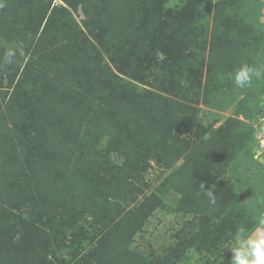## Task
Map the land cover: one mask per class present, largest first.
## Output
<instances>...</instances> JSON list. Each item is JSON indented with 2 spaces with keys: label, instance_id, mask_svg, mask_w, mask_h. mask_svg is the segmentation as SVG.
Instances as JSON below:
<instances>
[{
  "label": "trees",
  "instance_id": "obj_1",
  "mask_svg": "<svg viewBox=\"0 0 264 264\" xmlns=\"http://www.w3.org/2000/svg\"><path fill=\"white\" fill-rule=\"evenodd\" d=\"M89 1L100 0H84L85 25L92 26V34L93 26L101 35L104 31L103 50L111 66L103 56L95 60L92 47L83 42L64 66L44 63L23 108L16 104L23 82L34 76L32 64H25L13 92L2 89L0 81V264H179L181 258L192 257V250L202 256L201 264H225V256L208 236L223 230L219 232L224 241L240 224L252 230L264 213V161L256 138L264 136V125L258 122L264 118V107L258 106L264 102V79L244 88H258L257 94L251 91L244 97L229 76L248 61L264 65V33L258 19L264 3L207 0L210 45L190 36L180 40L184 46L177 65L154 62L155 74L151 78L146 72L142 81L156 92L122 77H142L139 69L150 40L144 33L150 26L137 23L138 28H129L126 23L142 15L138 1L144 0H111L103 11L91 9ZM2 3L14 11L21 7L20 0ZM159 7L148 13L165 10ZM92 18H97L96 24ZM1 24L0 38H6L0 43V73L7 70L2 61L12 42ZM74 40L80 44L76 36ZM126 40L134 49L128 66L120 70L118 59L128 54L127 47L121 49ZM16 59L11 64L15 71L20 66ZM93 65L98 66L89 74L95 90L81 93L73 70L86 73ZM202 72L206 105L222 110L234 104V116L208 128L189 104L199 96L196 78ZM221 81L232 87L230 105L224 103L225 95L216 96ZM87 105L92 107L85 110ZM240 113L243 119L237 118ZM96 138L115 142L117 154L124 157L114 179L81 175L91 167L101 172L108 161L109 144L88 146ZM150 159L163 169L155 188L147 192L143 172ZM19 175L26 183L20 184ZM205 190L214 193L215 204ZM169 192L174 199L165 203ZM154 209L172 212L170 241L158 249L136 246L134 237ZM231 212L239 215L238 222Z\"/></svg>",
  "mask_w": 264,
  "mask_h": 264
},
{
  "label": "rangeland",
  "instance_id": "obj_2",
  "mask_svg": "<svg viewBox=\"0 0 264 264\" xmlns=\"http://www.w3.org/2000/svg\"><path fill=\"white\" fill-rule=\"evenodd\" d=\"M206 1L207 0H144L141 3L138 1V9L142 15L136 21L128 22L126 25H128L129 28H132L133 25L135 28H138V25H135L137 23H139L140 27L145 25L148 27L150 26L149 30H146L147 32L144 33L147 35V38H150V40L148 39V42L146 41V44L149 47L143 54L144 56H142L143 64L140 65L139 69V74H141L142 77L138 80V78L121 74L122 77L126 78L142 89L149 88V90L157 92L159 90L152 88L151 85H147V82L145 83L142 81L144 79L143 75H145L146 72H149L148 75L151 74V78L155 74L156 69L154 67V62L160 63L165 61L170 63L169 66H171V64L177 65V59L180 55H182V48L184 46L180 40L188 39L190 36L198 37L200 40H204L207 46L210 45V30L212 25L211 19L207 18L208 12ZM20 2L21 7L19 10L16 9V11H14L13 7L9 8L8 5H3V7H0V21L2 22L1 26L8 33V41H21L24 46L25 53L23 56L18 55V60L16 59L20 63V66L17 67V71H15V67L10 64L5 66V69L7 70L4 71L6 72L0 73L2 89L7 92H13L15 86L19 84V79H21L23 73L25 72L26 63L32 64L33 68L35 69L33 73L36 77L33 75H28L26 82H23L22 84V92L20 94L21 98L18 99L19 101L16 104L17 108H23L25 106V102L29 101L26 99V95L28 97L33 96V85L38 84L36 72H39L40 69H43L44 63L54 61L64 66L66 61L70 60L73 57V54L76 53V48L81 46L83 42H87L86 45L92 47L95 60H98V57L100 58L103 56V61H106L110 66L112 65L111 59L107 58L103 50V42L105 41V37L103 35L104 31L101 35L99 27L98 29H95L93 26L92 30H94V34H92L89 31V28L92 26L87 28L85 25L87 11L83 10L82 7L84 0H20ZM107 3L112 4L111 0H100L97 4H92L91 1H89L88 4L93 10L100 9L103 11L105 10L104 5ZM262 3H264V0H262ZM161 5L164 6L165 10L161 12L158 11L156 14L148 13L149 11H152L151 8L153 6L159 7ZM100 17H102V15H100ZM258 19L264 33V8L260 10ZM96 20L97 18H92L90 22L92 24H96ZM243 20L248 22L247 17L243 18ZM116 21L118 22L120 19L117 18ZM202 31H205L203 36L200 35L202 34ZM75 36L76 39H79L80 44L78 45L74 42ZM2 38L3 39L0 38V43H2L6 37L2 36ZM188 44L190 47L191 43L188 42ZM126 47L128 48L126 50V53L128 54L125 57L123 56L122 58L118 59L119 64L122 65L120 70H125L124 67L126 65L128 66L129 57L133 54L134 43L126 40L124 48L121 49L125 50ZM120 54L122 53H118L117 55L119 56ZM235 57L240 58L239 55H235ZM204 62L205 59L203 60V64ZM247 63L251 64L249 61ZM162 64L163 63H160V66ZM203 68L205 67L203 66ZM97 69L98 66L93 65L92 69L88 68L86 70V73L75 70H73L74 72L72 71L75 73L74 83L78 91L84 93L89 90L92 93V90H95L93 80L89 74H95ZM30 71L27 74H30ZM196 71L198 72V70ZM203 74L204 72H202L200 79L196 78L200 84L199 96L197 98H193L194 102H189V104L193 108L198 109L196 112L197 117L200 118V122H202L203 125L208 128L212 123V126H217L225 119V117L234 116V104L232 105L228 100L229 93L232 90L230 88L232 87L221 81L219 85L217 84L220 90H218L219 92L216 94V96L221 94L223 97L225 95L226 99L224 103L228 105L231 104V106L220 110L206 105V102L202 97L204 82L206 79L205 75ZM77 75L79 76L76 77ZM263 79L264 78H262L261 81H263ZM168 80L171 81V78ZM88 86L89 88L87 89ZM254 87L255 88L253 89H243L242 95L245 97L251 91H254V94H257L258 88L256 86ZM104 92H106V90H104ZM160 93H162V95L165 97H172V95H170L168 92L163 93L160 91ZM173 98L177 97L174 96ZM6 99H8V96L3 100ZM220 101L223 102L224 99H220ZM258 106L264 107V102L261 100ZM90 107H92V105L85 106V110L89 109ZM90 111L92 114L93 111ZM242 116L243 114L240 113L237 115V118L243 119ZM217 118L219 119L214 121ZM246 121L253 123L251 118H246ZM258 122H262L264 125V118H259ZM255 126L256 123L254 122L253 127ZM94 143H96L98 146H101L102 144L108 146L107 144H109V150L111 152L110 156L108 157V161L103 168H101L102 166L100 167L101 172H98L96 171L97 169H93V167H91V171H86L81 175L84 178L91 177L93 179L98 178L99 180H103L104 178L108 177L113 179L116 178L117 174L119 173L118 171L123 169L122 163L124 161V157L123 155L117 154V150L114 148L115 142H110V140L108 141L105 138H96L93 140V142L90 141L87 144L90 147ZM83 155L84 154L80 151V156L82 157ZM145 166L147 168L145 167L146 170L144 169L145 171L143 170V173H145V182L148 183L146 190L147 192H151L159 181V170H162L163 167L157 165L153 159H150L145 164ZM18 177L20 184L26 183L25 176L19 175ZM172 199H174L173 193L169 192L167 197L163 200L165 203H168ZM230 214L233 215L235 221L239 218V215L237 216V214L234 212H231ZM172 220L173 217L171 211L169 212L163 209H154L146 219L142 230L134 237L136 246L142 247V245H144L145 247L148 246V248L158 249L159 247L166 245L170 241V237L167 232L168 225ZM238 221L239 220L236 222ZM254 229L255 227L252 230ZM219 231L224 233L223 230ZM219 231L217 230L214 234L212 233L210 236H208V239L212 243H216L215 245H218L217 250L225 256L224 263L231 264L232 252L229 250L228 245L231 241L232 235L235 232L231 230V234L229 233L227 238L222 241L220 239L222 234ZM191 253V258L188 260L181 258L178 261L179 264H201L204 262V260L201 259L202 256L196 251L192 250Z\"/></svg>",
  "mask_w": 264,
  "mask_h": 264
},
{
  "label": "clouds",
  "instance_id": "obj_3",
  "mask_svg": "<svg viewBox=\"0 0 264 264\" xmlns=\"http://www.w3.org/2000/svg\"><path fill=\"white\" fill-rule=\"evenodd\" d=\"M0 7H3L2 0ZM24 54L23 44L14 41L7 47L2 62L6 65L13 64L17 55ZM229 76L237 88L244 89L250 87L254 80L264 78V65L245 63L233 69ZM200 186L204 189L203 183ZM204 194L210 203H216L212 191L205 190ZM228 248L232 252L231 264H264V213L258 217L254 230H249L244 224L238 225Z\"/></svg>",
  "mask_w": 264,
  "mask_h": 264
},
{
  "label": "built area",
  "instance_id": "obj_4",
  "mask_svg": "<svg viewBox=\"0 0 264 264\" xmlns=\"http://www.w3.org/2000/svg\"><path fill=\"white\" fill-rule=\"evenodd\" d=\"M256 138H257V142H258V147H259V159L261 161H264V136L261 135V134H257L256 135Z\"/></svg>",
  "mask_w": 264,
  "mask_h": 264
}]
</instances>
